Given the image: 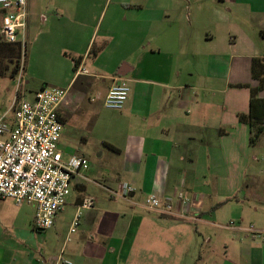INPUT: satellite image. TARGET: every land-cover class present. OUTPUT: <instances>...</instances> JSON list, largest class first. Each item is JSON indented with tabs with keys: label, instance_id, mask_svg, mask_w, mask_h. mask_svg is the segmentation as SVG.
I'll return each mask as SVG.
<instances>
[{
	"label": "crops",
	"instance_id": "obj_1",
	"mask_svg": "<svg viewBox=\"0 0 264 264\" xmlns=\"http://www.w3.org/2000/svg\"><path fill=\"white\" fill-rule=\"evenodd\" d=\"M27 13L19 37L39 44L27 70L44 74L40 89L72 93L64 127H77L85 148L69 156L90 168L39 247L0 229V264H264L246 232L264 231V134L252 145L239 119L252 91L264 101L253 76V60L264 62V0H27ZM119 80L129 99L106 109ZM93 91L100 107L86 106ZM254 115L264 122V107ZM90 144L106 164L91 161ZM123 185L130 198L111 194ZM152 194L171 212L149 209ZM86 199L93 209L79 208ZM27 205L10 226L35 228Z\"/></svg>",
	"mask_w": 264,
	"mask_h": 264
},
{
	"label": "built area",
	"instance_id": "obj_2",
	"mask_svg": "<svg viewBox=\"0 0 264 264\" xmlns=\"http://www.w3.org/2000/svg\"><path fill=\"white\" fill-rule=\"evenodd\" d=\"M0 9L3 11L0 25L2 41L20 43L24 48L19 36L27 28V0H0ZM23 70L24 64L17 76L19 79ZM81 73L88 72L79 70L78 74ZM130 93L128 83L119 80L109 90L103 106L120 111ZM67 94L63 89L44 87L32 98H26L20 90L11 110L0 118V200L34 205V226L40 231L54 227L56 218L68 206L74 177L90 168L86 159L75 155L64 158L60 149L64 130L62 111L68 101ZM134 192L133 187L123 185L118 192L111 194L130 198ZM146 204L149 209L166 214L173 208L154 194L148 197ZM94 205L93 200L86 199L79 208L90 210ZM230 226H235V223ZM246 232L252 240L264 246V231L249 226ZM63 260L60 256L52 263L59 264Z\"/></svg>",
	"mask_w": 264,
	"mask_h": 264
},
{
	"label": "rangeland",
	"instance_id": "obj_3",
	"mask_svg": "<svg viewBox=\"0 0 264 264\" xmlns=\"http://www.w3.org/2000/svg\"><path fill=\"white\" fill-rule=\"evenodd\" d=\"M20 41L25 44L22 49L21 47L19 48V46H15L13 50H6L0 47V75H4L0 76V118L11 110L12 105L15 102V95L20 90L26 98H32L33 94L40 90V87L44 84L43 82L45 76L43 73L32 74L29 70H27V60H29L34 53H37L39 44L23 39L22 37H20ZM24 60L26 62V72L24 78L22 79L21 77V79H19V77H13L12 73L16 66L21 61L20 64L21 67H23ZM67 92L68 97H70L72 93L69 91ZM85 103L86 106L93 105V107H100L101 105L95 91H93L86 98ZM84 114H87V112L82 109L77 115H74V119L76 120L78 116H82ZM91 119L92 117L90 120ZM63 123L66 124L65 118L63 119ZM76 129L77 127H73L71 124H67L64 127L63 136L60 142V149L64 153V158L69 156L71 153H77L85 148L81 137V131ZM89 149L91 151V161L93 163H107L105 158H97V149L93 144H90ZM71 191L73 196H77V194L80 193V191L75 187V183H72ZM27 206H29L34 213V205ZM20 207L22 206H17L12 200H0V210L6 214L5 217H0L1 232L3 231L4 233L10 235L12 237L11 241L18 246L24 247L32 243L36 247H39L42 240L41 237L47 232L39 231L34 227L31 228L32 230L30 228L22 229L17 225L10 226V224L7 223L10 214L16 213Z\"/></svg>",
	"mask_w": 264,
	"mask_h": 264
},
{
	"label": "trees",
	"instance_id": "obj_4",
	"mask_svg": "<svg viewBox=\"0 0 264 264\" xmlns=\"http://www.w3.org/2000/svg\"><path fill=\"white\" fill-rule=\"evenodd\" d=\"M15 46H19V48L21 47L22 49V45L20 43L18 44H8V43H0V47L6 50H13V48ZM93 56H96V54H92ZM25 61V60H24ZM21 62V61H20ZM20 62L18 63V65L16 66L15 70L12 73L13 77H17L20 69H21V64ZM0 76H4V75H0ZM253 76L256 80H259L260 82V88L263 89L264 88V62L260 61L258 59L253 60ZM256 107H264V101L262 100H257L256 99V93L255 91H252V99H251V111L248 115H240L239 119L241 120V122L247 123L249 124L250 128H253V132L254 134L251 137V144L255 145L257 143V141L259 140V138L264 134V122L263 120H258L256 118V116L254 115V111L256 109ZM255 129V131H254ZM109 148H111L114 151H117V149H115L112 146H109Z\"/></svg>",
	"mask_w": 264,
	"mask_h": 264
}]
</instances>
